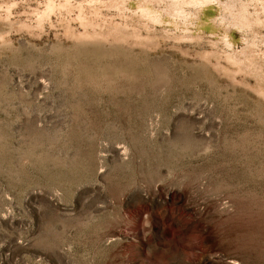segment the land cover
Wrapping results in <instances>:
<instances>
[{"label": "rangeland", "instance_id": "obj_1", "mask_svg": "<svg viewBox=\"0 0 264 264\" xmlns=\"http://www.w3.org/2000/svg\"><path fill=\"white\" fill-rule=\"evenodd\" d=\"M0 264H264V0H0Z\"/></svg>", "mask_w": 264, "mask_h": 264}]
</instances>
